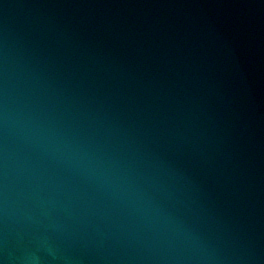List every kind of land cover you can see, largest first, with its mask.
Wrapping results in <instances>:
<instances>
[{
  "label": "water",
  "instance_id": "water-1",
  "mask_svg": "<svg viewBox=\"0 0 264 264\" xmlns=\"http://www.w3.org/2000/svg\"><path fill=\"white\" fill-rule=\"evenodd\" d=\"M0 264H264V0H0Z\"/></svg>",
  "mask_w": 264,
  "mask_h": 264
}]
</instances>
